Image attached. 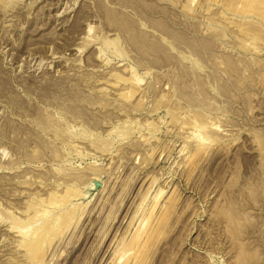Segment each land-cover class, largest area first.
<instances>
[{"label": "rangeland", "instance_id": "1", "mask_svg": "<svg viewBox=\"0 0 264 264\" xmlns=\"http://www.w3.org/2000/svg\"><path fill=\"white\" fill-rule=\"evenodd\" d=\"M34 263L264 264V0H0V264Z\"/></svg>", "mask_w": 264, "mask_h": 264}, {"label": "bare ground", "instance_id": "2", "mask_svg": "<svg viewBox=\"0 0 264 264\" xmlns=\"http://www.w3.org/2000/svg\"><path fill=\"white\" fill-rule=\"evenodd\" d=\"M13 1H14V0H13ZM6 6H7V5H6ZM5 9H6V8H5ZM234 25H235V24H234ZM255 37H256V36H255ZM88 39H89V38H88ZM129 86H130V85H129ZM134 86H135V85H134ZM136 89H137V87H136ZM201 119H202V118H201ZM202 122H206V121H203V120H202ZM208 122H209V121H208ZM214 123H215V122H214ZM192 129H193V128H192ZM214 131H215V130H214ZM59 197H60V196H59ZM74 198H75V197H74ZM56 199H58V198H56ZM51 202H53V201H51ZM60 203H61V201H60ZM60 203H59V204H60ZM52 204H53V205H52L53 207H54V205H55L56 207L59 206V204H54V203H52ZM62 204H63V202L61 203V205H62ZM57 205H58V206H57ZM63 205H64V204H63ZM42 210H43V209H41V211H42ZM45 210H46V209H44L43 211L46 213L47 210H46V211H45ZM34 212H35V211H34ZM36 212H38V215H39V216H40V214H43V217H44V215H45V214L42 213V212L39 213L40 211H36ZM47 213H48V212H47ZM47 213H46V214H47ZM34 214H35V213H34ZM36 216H37V215H36ZM34 221H36V220H34ZM37 221H38V220H37ZM15 222H17V221H15ZM53 223H54V221H53ZM48 224H49V223H48ZM46 226H47V224H46ZM53 226H54V225H53ZM53 226H52V227H53ZM43 228L46 229L45 225H44ZM40 229H41V227H40ZM40 229L38 230V234H35V235H37V236L35 237V235H34L35 239H33V241L30 240V241L33 242V243H26V242H25V243H26L25 245H28V246H29L30 244H31V245H32V244H35V246H39V245H41V244H40V240H41V239L38 238V237H40V236H38V235H39V232H41ZM17 231H18V230H17ZM33 231H34V230H33ZM32 233H33V232H32ZM42 233H43V231H42ZM28 235H29V234H28ZM28 235H27V237H28ZM41 235H42V234H41ZM44 235H45V234H44ZM34 237H33V238H34ZM30 238H31V237H30ZM30 241H29V242H30ZM38 252H40V250H39ZM34 253H36V252H34ZM37 255H38V254H37ZM31 256H33V258H34L36 255L32 254ZM39 257H40V256H39ZM33 258H32V259H33ZM36 258H38V256H37ZM40 258H41V257H40ZM36 260H37V259H36ZM38 260H39V258H38ZM31 261H32V260H31ZM33 261L35 262V260H33ZM38 262H39V261H38ZM35 263H36V262H35ZM35 263H34V264H35ZM37 264H38V263H37Z\"/></svg>", "mask_w": 264, "mask_h": 264}]
</instances>
